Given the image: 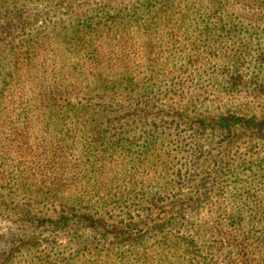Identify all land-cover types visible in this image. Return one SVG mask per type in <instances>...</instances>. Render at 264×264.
I'll list each match as a JSON object with an SVG mask.
<instances>
[{
    "label": "rangeland",
    "instance_id": "rangeland-1",
    "mask_svg": "<svg viewBox=\"0 0 264 264\" xmlns=\"http://www.w3.org/2000/svg\"><path fill=\"white\" fill-rule=\"evenodd\" d=\"M68 1L0 0V264L234 257L213 222L263 239L260 9Z\"/></svg>",
    "mask_w": 264,
    "mask_h": 264
},
{
    "label": "trees",
    "instance_id": "trees-1",
    "mask_svg": "<svg viewBox=\"0 0 264 264\" xmlns=\"http://www.w3.org/2000/svg\"><path fill=\"white\" fill-rule=\"evenodd\" d=\"M224 1L229 2L231 6L234 5L242 11L248 12V10L253 11V10L260 9L259 14H264V5L259 4L258 6H256L255 5L256 3H254L255 1H253V0H211L210 3L213 5L215 3L220 4ZM75 2H76V0H69L68 1V3H67L68 8L66 10V13H73L74 12ZM11 22L14 25L20 24L19 18H17V20H16V18H14L13 20H11ZM52 104L53 105H47V106H54V108L60 107V109H66V110L73 109L72 103L65 101V100H58L55 98V101ZM241 119H243V118H241ZM234 122H231V120L228 121L227 125L223 129L225 131H227L228 133H230V132L234 133L236 130V124H234ZM243 124H245L246 128L248 130H251V131H258V129H260L259 127L261 125L259 122H253L252 120L249 122L248 121L243 122ZM190 205L193 208L195 203H192ZM179 212H180L179 210H177V212H175L176 216L180 215ZM239 225H240V223L237 221L233 222L231 225H227V226H223L219 222H216V223L213 222L212 223V226L210 227L211 228V235L215 236V237H219V238H221V240H224L226 242V244L229 247H232L235 252L233 253L234 257L226 256V258H223L220 260H217V259L212 260V258H211L210 264H251V262L253 261L251 259V257L255 254V249L252 248L250 250V246L253 245L252 240H254L255 237L257 239H259V237L256 236L257 232H252L251 230L247 231V232H242V231L238 230L237 227ZM262 233L264 234V231H262ZM259 243L264 244V237L261 240L259 239ZM211 247H213V246H211ZM255 247L257 248L258 245H256ZM211 251H212V249L209 248L210 254L213 255V252H211Z\"/></svg>",
    "mask_w": 264,
    "mask_h": 264
}]
</instances>
